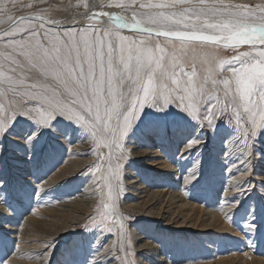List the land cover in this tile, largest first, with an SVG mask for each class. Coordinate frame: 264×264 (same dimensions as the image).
Listing matches in <instances>:
<instances>
[{
	"label": "snow or ice",
	"instance_id": "1",
	"mask_svg": "<svg viewBox=\"0 0 264 264\" xmlns=\"http://www.w3.org/2000/svg\"><path fill=\"white\" fill-rule=\"evenodd\" d=\"M16 4L17 0H0V22H8L0 30L8 49L0 52V141L18 117L28 119L35 125L23 139L28 159L32 158L33 141L43 130L56 133L61 122H72L82 125L94 140L103 138L109 167L101 182H118L126 136L143 110L149 107L163 112L170 106L197 122L198 131L214 132L218 118L232 123L234 116L240 129L234 143L245 156L241 163L250 169L264 158L256 151L264 131V0L254 5L225 0H99L108 9L102 11H93L98 0H90L83 4V11L74 14L88 21L82 27L74 17L67 23L42 13L14 15ZM117 10L130 11L131 19ZM105 18L111 25L104 23ZM121 30L144 38L123 35ZM221 47L234 55L219 60L222 71L217 72L213 49ZM200 51L206 59H201ZM231 140L225 142L227 149ZM202 143L203 139L193 137L183 151ZM3 151L0 143V154ZM199 164L198 157L185 175V185L198 178ZM241 181L233 193L246 191L240 187ZM4 187L5 181L0 179V189ZM44 189L38 186V192ZM118 195L109 186L112 215ZM238 203H229L231 212L225 214L229 220ZM248 227L251 230L255 225ZM104 229L110 234L115 230L120 240L119 248L113 245L102 252L105 258H111L113 264H140L135 239L129 233L127 242L124 240L122 218L112 220L111 226L104 224ZM46 252L47 248L40 256ZM98 258L101 253L89 264Z\"/></svg>",
	"mask_w": 264,
	"mask_h": 264
},
{
	"label": "rangeland",
	"instance_id": "2",
	"mask_svg": "<svg viewBox=\"0 0 264 264\" xmlns=\"http://www.w3.org/2000/svg\"><path fill=\"white\" fill-rule=\"evenodd\" d=\"M85 2L90 0H17L12 13H42L60 21L73 17L76 20L80 16L74 14L83 11ZM124 2L132 3V0ZM229 2L254 5L261 0ZM29 4L32 7H28ZM102 10L108 9L98 0L93 11ZM117 11L125 19H131L130 11ZM81 21L76 24L82 27L88 23ZM7 27L8 22H0V30ZM121 34L144 38L129 30H121ZM6 44V40L0 39V52L8 50ZM199 54L201 59L205 57L203 51ZM213 54L217 57L214 67L220 72L219 60L230 58L234 52L221 47L213 49ZM17 121L0 141L4 145L0 154V179L5 181V187L0 189L4 194L0 197V264H11L14 258L19 264H46L48 258L49 264H89L97 253H101L102 258L93 264H113L102 252L113 245L119 248L120 240L115 230L113 234L107 233L104 224L111 226L112 220L121 218L125 224L124 240L127 242L129 233L135 239L140 264H168L169 260L172 264H188L189 261L191 264L264 263V158L250 169L241 163L245 156L240 152L241 146L234 143L240 137L234 116L232 123L218 118L214 132L207 129L199 132L198 123L174 106L163 112L146 107L126 136L119 181L110 179L104 183L101 178L108 176L109 161L102 137L94 140L82 125L61 122L56 133L41 132L33 141L32 158L28 159L29 149L23 139L31 134L35 125L23 117H18ZM193 137L203 139V143L185 153L184 146ZM230 138L227 149L225 142ZM256 151L264 157V131L259 135ZM127 157L130 158L127 160ZM198 157L199 176L185 185V175ZM115 162L113 159V165ZM244 171H249L250 175ZM239 181L246 191L233 193ZM40 184L46 189L38 192ZM249 184L254 187L247 188ZM109 186L114 193H119L114 205L115 215H112L113 201L108 199ZM160 191L167 195L170 192L196 208L181 209L179 201L169 205L167 198L142 207L147 195L150 198ZM235 201L239 203L229 220L225 214L231 212L229 203ZM81 203L85 205L83 209L77 206ZM104 203L109 208H103ZM67 209L71 213H67ZM30 217L32 221L37 219V224L30 221ZM45 222L47 224H43ZM216 223L227 224L226 230ZM248 224H254L255 228L250 230ZM46 248L47 252L41 257Z\"/></svg>",
	"mask_w": 264,
	"mask_h": 264
},
{
	"label": "bare ground",
	"instance_id": "3",
	"mask_svg": "<svg viewBox=\"0 0 264 264\" xmlns=\"http://www.w3.org/2000/svg\"><path fill=\"white\" fill-rule=\"evenodd\" d=\"M225 2H226V1H225ZM227 2H229V0H228ZM77 17H79V16H77ZM126 19H129V20H130V18H126ZM81 20H83L82 17H79V18H77V19L75 20V23H78V22L80 23ZM61 22L71 23V22H73V18H70V20L68 19V21H61ZM81 22H83V21H81ZM104 23L110 25V24H111V21H108V20L105 18V19H104ZM129 32H130V31H129ZM124 34H125V33H124ZM229 43H235V41H233V40H229ZM202 59H205V57L203 58V56H202ZM197 125H198V124H197ZM197 130H198V129H197ZM195 132H196V131H195ZM199 132H200V131H199ZM234 134H235V133H234ZM199 136H200V135H199ZM88 139H89V138H88ZM89 140H90V139H89ZM228 140H229V139H228ZM84 142H85V141H84ZM229 143H230V142H229ZM77 144H79V143H77ZM231 144H232V143H231ZM83 147H85V146H83ZM229 149H230V148H229ZM232 149H233V148H232ZM145 150H146V149H144L142 152H144ZM147 150H148V149H147ZM73 152H74V151H73ZM151 152H153V151H151ZM185 153H186V152H185ZM68 154H69V153H68ZM156 155H157V154H156ZM161 155H162V154H160V156H161ZM225 155H226V154H225ZM67 156L69 157V155H67ZM182 156L184 157V155L181 154V157H182ZM183 157H182V158H183ZM176 158H177V157H176ZM178 159H179V158H178ZM183 159H184V158H183ZM183 159H180V160H183ZM81 160H82V159H81ZM223 160H224V158H223ZM73 162H74V161H73ZM158 162H159V161H158ZM177 163H178V162H177ZM231 163H233V162H231ZM73 164H74V163H73ZM155 164H157V163H155ZM68 165H69V164H68ZM228 165H230V164H228ZM233 165H234V164H233ZM66 166H67V165H66ZM245 166H246V165H245ZM73 168H74V167H73ZM169 168H170V167H169ZM174 168H175V167H174ZM229 168H230V167H229ZM244 169H245V168H244ZM67 170L69 171V170H71V168H70V169H67ZM75 170H76V169H75ZM62 171H63V170H62ZM56 173H58V172H56ZM68 173H69V172H68ZM60 174H61V173H60ZM238 177H239V176H238ZM261 179H262V177H261ZM261 179H260V180H261ZM57 181H58V180H57ZM55 182H56V181H55ZM47 184H48V183H47ZM54 184H55V183H54ZM232 185H233V184H232ZM51 186H52V185H51ZM90 189H91V188H90ZM186 189H187V188H186ZM94 190H95V189H94ZM94 194H95V193H94ZM188 194H189V193H188ZM99 198H100V197H99ZM165 198H167V201H166V202L169 203V205H170V204L177 203V202L179 201L180 203H179L178 206H179L181 209H182V208H187L188 206L191 207V208H190L191 210H193V208H196V207H194V206H196V205H192V204H189V203L183 202V201H181V198L178 199L177 196H175V195H173V194L171 195L170 192H169L168 195L165 194V193L162 194V191H160L159 193H157V192H156V193H153V194L151 195L150 198H149V196L147 195L146 199H144V201H143V202H144V205H142V207L145 206L147 203H149V202H151V201H152L153 204H154L155 202H158V201H160L161 199H165ZM183 198H184V197H183ZM177 199H178V200H177ZM42 200H44V199H42ZM60 200H61V199H60ZM53 201H54V200H53ZM61 201H62V200H61ZM209 201H210V200H209ZM82 203H83V202H82ZM82 203H81V204H77V206H79L80 208L83 209L85 205L82 204ZM84 203H85V202H84ZM75 205H76V204H75ZM161 206H162V205H161ZM64 207H65V206H64ZM64 207H63V208H64ZM69 207H70V206H69ZM94 207H95V206H94ZM197 207H198V206H197ZM51 208H52V207H51ZM80 208H79V209H80ZM180 208H179V209H180ZM199 208H200V207H199ZM53 209H54V208H53ZM87 209H88V208H87ZM87 209H85V210H87ZM190 209H189V210H190ZM200 209H201V208H200ZM71 210H72V209H71ZM159 210H161V208H160ZM194 210H197V209H194ZM48 211H49V210H48ZM59 211H60V210H59ZM62 211H63V210H62ZM64 211H66V210H64ZM179 211H181V210H179ZM179 211H178V212H179ZM46 212H47V211H46ZM52 212H53V211H52ZM68 212H70V211H68V209H67V213H68ZM83 212H84V211H83ZM181 212H182V211H181ZM201 212H202V211H201ZM204 212H205V211H204ZM31 213H32V212H31ZM55 213H56V212H55ZM57 213H58V212H57ZM62 213H63V212H62ZM70 213H71V212H70ZM72 213H73V212H72ZM79 213H80V212H79ZM205 213H206V212H205ZM226 213H227V212H226ZM35 214H36V213H35ZM43 214H45V213L43 212ZM43 214H41V215H43ZM46 214H47V213H46ZM193 214H194V213H193ZM196 214H197V213H196ZM202 214H203V213H202ZM207 214H208V212H207ZM212 214H213V213H212ZM212 214H211V215H212ZM58 215H59V214H58ZM60 215H62V214H60ZM66 215H67V214H66ZM178 215H180V212L178 213ZM187 215H189V214H187ZM190 215H191V213H190ZM55 216H56V215H55ZM56 217H57V216H56ZM56 217H55V218H56ZM67 217H68V216H67ZM67 217H65V218H67ZM188 217H189V216H188ZM196 217H199V215L196 216ZM214 217H215V216H214ZM69 218H71V217L69 216ZM73 218H74V217H73ZM189 218H190V217H189ZM202 218H203V217H202ZM220 218H221V217H220ZM52 219H53V218H52ZM59 219H60V217H59ZM62 219H64V217H63ZM77 219H78V218H77ZM190 219H191V218H190ZM190 219H189V220H190ZM216 219H219V218H216ZM36 220H37V219H36ZM36 220H35V221H36ZM39 220H41V219H39ZM55 220H56V219H55ZM71 220H72V219H71ZM210 220H212V219H210ZM210 220H209V222H211ZM213 220H215V218H213ZM30 221H32V217H30ZM35 221H32V222H35ZM37 221H38V220H37ZM43 221H44V220H43ZM53 221H54V220H53ZM53 221H52V222H53ZM60 221H61V219H60ZM204 221H205V219H204ZM215 221H217V220H215ZM215 221H214V222H215ZM41 222H42V221H41ZM46 222H49V221H46ZM46 222L43 223V224H47ZM64 222H65V221H64ZM68 222H69V221H68ZM75 222H76V221H75ZM28 223H29V222H28ZM35 223L37 224V222H35ZM65 223H67V222H65ZM222 223H224V222H222ZM222 223H220V224L218 223V224L221 225V227H222V228H225V230H226V225H227V224L225 225V224H222ZM38 224H40V223H38ZM56 224H57V223H56ZM56 224H55V225H56ZM59 224H60V223H59ZM59 224H58L57 227H59ZM216 224H217V223H216ZM218 224H217V225H218ZM29 225H30V224H29ZM41 225H42V224H41ZM49 225H50V224H49ZM49 225H48V226H49ZM32 226H33V224H32ZM3 227H4V226H3ZM34 227H35V226H34ZM46 227H47V226H46ZM50 227H51V226H50ZM50 227H49V228H50ZM60 227H61V226H60ZM4 228H6V227H4ZM39 228H40V227H39ZM43 228H45V227H43ZM51 228H53V227H51ZM37 229H38V228H37ZM37 229H36V230H37ZM40 229H41V228H40ZM219 229H220V228H219ZM31 230H32V229H31ZM47 230H48V228H47ZM223 230H224V229H223ZM33 231H34V230H33ZM37 231H38V230H37ZM52 231H53V230H52ZM52 231H50V232H52ZM58 231H59V230H58ZM35 232H36V231H35ZM50 232H49V233H50ZM52 234H53V233H52ZM25 236H26V235H25ZM56 236H57V235H56ZM32 237H33V236H32ZM29 239H30V238H29ZM148 245H149V244H148ZM142 246H144V245H142ZM28 247H29V246H28ZM147 248H148V247H147ZM149 249H150V248H149ZM99 250H100V249H99ZM105 251H106V250H105ZM34 252H35V251H34ZM162 259H163V258H162ZM158 260H159V263H160L161 260H160V259H158ZM263 261H264V260H263ZM216 262H217V261H216ZM19 263H20V262H19ZM19 263H18V260L14 258V259H13V262H12L11 264H19ZM218 263H219V261H218ZM215 264H216V263H215ZM263 264H264V263H263Z\"/></svg>",
	"mask_w": 264,
	"mask_h": 264
}]
</instances>
